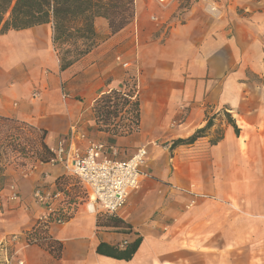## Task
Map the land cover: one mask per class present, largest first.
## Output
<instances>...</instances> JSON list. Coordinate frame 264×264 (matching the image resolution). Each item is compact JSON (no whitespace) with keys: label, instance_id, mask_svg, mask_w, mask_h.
I'll return each instance as SVG.
<instances>
[{"label":"crops","instance_id":"1","mask_svg":"<svg viewBox=\"0 0 264 264\" xmlns=\"http://www.w3.org/2000/svg\"><path fill=\"white\" fill-rule=\"evenodd\" d=\"M186 1L193 3L177 10L184 0L169 8L134 0L133 21L115 34L96 18L95 48L64 71L50 24L0 34V117L44 131L49 149L71 129L103 142L112 160L145 148L147 175L116 213L81 203L66 224L50 225L49 236L62 244L55 260L26 244L25 233L43 212L31 194L37 187L56 190L65 176L63 185L72 182L76 196L75 181L58 164H6L3 261L8 247L12 264H264V0H211L216 13L206 9L209 0ZM129 77L138 129L126 136L98 131L94 101L122 90ZM209 120L193 144L171 147ZM75 145L84 148L86 141ZM11 183L26 207L8 200ZM109 216L123 227H111ZM136 239L131 259L113 258Z\"/></svg>","mask_w":264,"mask_h":264},{"label":"trees","instance_id":"2","mask_svg":"<svg viewBox=\"0 0 264 264\" xmlns=\"http://www.w3.org/2000/svg\"><path fill=\"white\" fill-rule=\"evenodd\" d=\"M134 0H0V34L8 31H19L39 25L50 24L52 27V46L59 60V69L66 70L76 61L95 48L97 41L93 22L96 18L107 21L111 34L127 27L134 17ZM124 83L131 86L132 92L122 93L113 90L97 98L92 106L94 123L97 130L112 136H126L138 129L139 106L136 100L135 82ZM124 112L118 123H113L120 112ZM230 123V118L226 117ZM211 121L185 140L175 141L171 147L191 145L211 127ZM29 131L35 135V141H24L22 134ZM45 132L37 131L30 125L17 120L0 117V187L4 180L5 165L24 158L35 162L47 163L52 158L50 149L44 143ZM9 141L11 153L15 156L5 158ZM66 177L56 180V188L61 189ZM111 227H123V222L113 216L107 219ZM25 241L29 246H38L47 251L55 260L61 258L62 244L53 240L48 228L35 223L25 233ZM140 239L127 245L122 252L112 254L115 259L129 260L136 252ZM98 254H104L102 245L97 248Z\"/></svg>","mask_w":264,"mask_h":264},{"label":"built area","instance_id":"3","mask_svg":"<svg viewBox=\"0 0 264 264\" xmlns=\"http://www.w3.org/2000/svg\"><path fill=\"white\" fill-rule=\"evenodd\" d=\"M162 5L178 3L181 0H156ZM209 12L216 13V9L208 8ZM157 22L156 17H151ZM127 67V65H123ZM129 86H123L122 93L128 94L133 90ZM36 95L34 94L33 97ZM124 112H120L114 120L119 122ZM86 141L84 148L75 145V142ZM109 150L103 142L88 140L82 133L71 129L69 134L59 140L54 149H50L52 158L47 162L49 165H62L70 181L74 180L78 187V194L72 195V182L65 184L60 190L48 191L43 187H37L31 194L34 204L42 207L43 212L38 216L36 223L48 228L50 225H64L74 215L77 206L81 203L96 205L101 213L112 215L121 209L130 192L138 189L142 177L147 175L141 172L145 164L146 150L139 148L127 160L116 161L110 159L106 153ZM8 200L25 206L19 197L16 185L11 183L7 187ZM26 207V206H25ZM15 239L12 238L11 241ZM9 248H2L6 256L5 264H12L7 259ZM16 251L13 255L16 256ZM14 264H24L21 260Z\"/></svg>","mask_w":264,"mask_h":264},{"label":"rangeland","instance_id":"4","mask_svg":"<svg viewBox=\"0 0 264 264\" xmlns=\"http://www.w3.org/2000/svg\"><path fill=\"white\" fill-rule=\"evenodd\" d=\"M195 2V1H194ZM193 3V2H192ZM192 3H190L189 1H186V0H184V2L183 3H181V4H179V7L177 8V10H183V9H187V8H189V6L192 4ZM205 3H207L206 4V9L208 10V8H213V9H217V6H215L213 3H212V1L211 0H209L208 2H205ZM165 6V5H164ZM168 7V6H167ZM173 7H176V5H174ZM169 8V7H168ZM129 90H131L132 88H131V86H129V88H128ZM22 138H23V140L24 141H27V140H33V141H35V135H32L29 131H25V132H23V134H22ZM10 145H12V144H10V142L9 141H7L5 144H4V146L6 147V155H5V158H12V157H14L15 156V154L13 155L12 153H11V149H10ZM19 163L23 166L22 168H30L31 167V165L33 164V163H35V161L33 160V159H29V158H24V159H21L20 161H19ZM1 254L2 253H0V264H5V260L3 261V258L4 257H2L1 256Z\"/></svg>","mask_w":264,"mask_h":264}]
</instances>
